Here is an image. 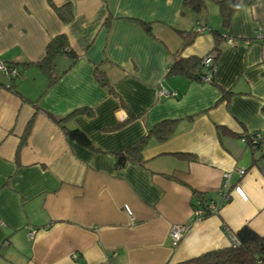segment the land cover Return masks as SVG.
<instances>
[{"label": "crops", "instance_id": "crops-1", "mask_svg": "<svg viewBox=\"0 0 264 264\" xmlns=\"http://www.w3.org/2000/svg\"><path fill=\"white\" fill-rule=\"evenodd\" d=\"M52 1L69 5V21L47 0H0V63L20 72L13 90L0 73V264H176L227 248L225 231L264 236V145L245 143L264 135V0L240 3L226 29L213 0L199 13L183 0ZM211 29L226 35L211 80L168 73L177 53L209 55ZM177 31L195 34L183 46ZM57 35L74 63L59 55L48 75L38 63ZM165 120L173 133L147 140L142 165L116 168V153ZM197 194L218 213L192 220ZM173 225L188 226L176 245Z\"/></svg>", "mask_w": 264, "mask_h": 264}, {"label": "trees", "instance_id": "trees-1", "mask_svg": "<svg viewBox=\"0 0 264 264\" xmlns=\"http://www.w3.org/2000/svg\"><path fill=\"white\" fill-rule=\"evenodd\" d=\"M217 7L218 12L221 17V26L223 29H226L229 26L231 15L234 10L240 3H250L251 0H213ZM47 3L54 9L58 18L62 22H67L71 18V9L69 5H62L57 7L53 4L52 0H47ZM184 6L189 8L191 11L195 13H199L204 9V0H183ZM143 29L145 32H150V25L143 24ZM213 33V37L215 40V44L209 53V57H211L212 61L209 66H205L204 57H190V58H180L178 53L174 56L173 61L168 66V73L181 74L186 78L194 81H203L204 77L208 76L207 80H211V73L214 71V67L216 66V57L218 55V45L223 38H226V35L219 30L211 29ZM178 35L184 40L183 46L187 45L190 40L194 37V32H183L177 31ZM62 54H68L73 58L74 63V54L69 51L66 37L64 35H57L53 37L46 45L45 53L41 61L38 63V66L50 75L51 67L53 66L54 60L57 56ZM5 64V63H4ZM9 66H13L11 64H6ZM16 68L15 66H13ZM17 69V68H16ZM19 72V70H18ZM20 75V72H19ZM4 76V75H3ZM5 77V76H4ZM18 77V76H17ZM16 77V78H17ZM94 77L97 83L100 86L108 87L111 90L110 85L106 79L105 74L100 69L99 66H95L94 69ZM16 78H7L8 86L7 88L10 90L14 89L13 82ZM228 93L223 95V98H227ZM262 111H264V106H262ZM84 110H75L72 111L71 114L82 113ZM89 115V112H86ZM67 117L58 119L56 121L62 122ZM176 120H165L160 123L155 124L151 129L147 131V134L139 139L136 143L132 144L128 148L123 151L116 153V168H121L127 161H133L139 165L143 164L140 153L146 144L149 138H154L158 141L166 140L174 131ZM65 129L66 137L76 142L78 145L91 147L89 139L79 130H69ZM221 133H227L225 129H220ZM245 143L251 149L256 148L259 149L264 145V135L251 131L245 135ZM245 173V171H244ZM231 189L228 187L227 190L223 193L218 192V195L221 197L223 195H227L229 200V194ZM222 200V199H221ZM210 203H214L217 208L215 211H211L209 209ZM222 203H218L215 200L204 196L202 194H197V200L193 204L192 211L193 213L196 210L202 211V219H205L208 216L215 215L218 213L219 208ZM194 214L192 215V220H195ZM229 236L230 233L225 231ZM234 235L237 245H229L227 248L207 252L203 255H200L196 258L176 263V264H264V236L258 235L253 230H251L248 226H242Z\"/></svg>", "mask_w": 264, "mask_h": 264}, {"label": "built area", "instance_id": "built-area-1", "mask_svg": "<svg viewBox=\"0 0 264 264\" xmlns=\"http://www.w3.org/2000/svg\"><path fill=\"white\" fill-rule=\"evenodd\" d=\"M203 28H199L197 31H202ZM258 38H261L262 35L258 34L257 36ZM211 57L207 56L204 58V64L205 66H209L211 64ZM0 73L2 75H4L6 78H16L17 76H19V72L16 68H14L13 66H9L6 65L4 63H0ZM208 76L204 78V80H207ZM8 84L5 86L7 88ZM158 97H168V96H175L174 92L171 91H167L166 89L159 87L157 89L156 92ZM124 119V114H120V120ZM239 174L243 175L244 171L243 170H239ZM228 188V175H225L222 179V185L219 189L220 193H223L227 190ZM228 198V196L223 195L221 196L222 201H226ZM216 206L214 205V203H210L209 205V209L211 211H215L217 208H215ZM195 216V220H202V211L201 210H196L194 213ZM188 226L187 225H173L170 229V236L172 238V243L173 245H176L181 238L183 237V235L187 232ZM229 241H230V245H237V241L235 239V237L233 235H229Z\"/></svg>", "mask_w": 264, "mask_h": 264}, {"label": "rangeland", "instance_id": "rangeland-1", "mask_svg": "<svg viewBox=\"0 0 264 264\" xmlns=\"http://www.w3.org/2000/svg\"><path fill=\"white\" fill-rule=\"evenodd\" d=\"M208 2H210V1H208ZM214 6H216V5H214Z\"/></svg>", "mask_w": 264, "mask_h": 264}]
</instances>
